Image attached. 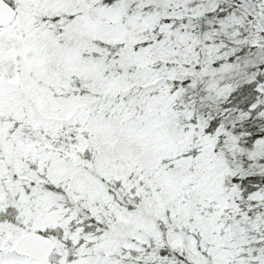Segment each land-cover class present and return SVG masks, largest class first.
I'll return each mask as SVG.
<instances>
[{"label": "snow or ice", "instance_id": "1", "mask_svg": "<svg viewBox=\"0 0 264 264\" xmlns=\"http://www.w3.org/2000/svg\"><path fill=\"white\" fill-rule=\"evenodd\" d=\"M0 264H264V0H0Z\"/></svg>", "mask_w": 264, "mask_h": 264}]
</instances>
